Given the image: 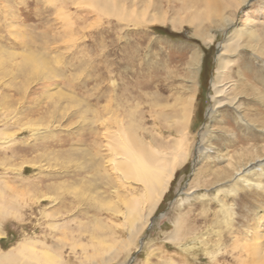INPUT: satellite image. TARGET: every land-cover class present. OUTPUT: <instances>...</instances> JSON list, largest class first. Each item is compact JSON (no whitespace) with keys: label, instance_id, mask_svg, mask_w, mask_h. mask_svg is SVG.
<instances>
[{"label":"rangeland","instance_id":"obj_1","mask_svg":"<svg viewBox=\"0 0 264 264\" xmlns=\"http://www.w3.org/2000/svg\"><path fill=\"white\" fill-rule=\"evenodd\" d=\"M66 1L0 0V197L15 204L10 215H0V253L26 242L35 257L33 249L24 252L40 264H264V133L230 126L247 141L224 140L221 124L208 116L219 46L235 29L224 33L206 19L204 31L215 37L206 44L188 24L175 30L170 23L121 20L114 1L111 11ZM261 4L249 0L235 27L251 10L259 30ZM195 50L202 55L190 129L195 147L127 256L104 262L110 246L127 235L113 215L121 205L103 172L106 120L130 116L139 104L154 130L151 103L165 106L190 95L185 88ZM212 129L209 157H202L198 145ZM248 153L255 156L245 158ZM90 167H100L98 189L88 188ZM222 171L229 175L219 178ZM180 216L184 241L177 245L166 238Z\"/></svg>","mask_w":264,"mask_h":264},{"label":"bare ground","instance_id":"obj_2","mask_svg":"<svg viewBox=\"0 0 264 264\" xmlns=\"http://www.w3.org/2000/svg\"><path fill=\"white\" fill-rule=\"evenodd\" d=\"M68 1L74 2V0ZM84 1L92 3L97 10L105 11L112 10L114 1V4L120 9L115 13L117 16H120L121 20L136 17L133 22L141 19L143 20L142 23L146 22L147 24L157 23L164 25L170 23L175 30L177 28L183 29L184 24H188L195 30V35L201 36L206 44H212L215 38L213 35L208 34L207 30H205L206 32L204 31L203 27L206 19L213 27L218 26L221 29L220 31L224 33H226L224 31L226 29H235L219 46L218 67L215 70L214 81L212 83L214 94L211 96V100L213 105L209 109L208 116L216 119L215 121L221 124L220 128L222 130L219 132L223 135L224 140L228 138L232 142L238 140L241 143L247 141L244 135L238 136L234 134L229 129L230 126L238 130H242L243 127L245 129L246 127H252L256 132L264 133V0H262L259 12V16L263 19L259 30L255 25V21L257 20L250 15L251 10L244 11V19L241 22L242 27H235L237 14L249 0ZM227 11L230 12L229 16L226 14ZM242 49L252 52V54L248 53L250 54V58L244 56L245 54L242 52ZM246 58L249 59L248 62ZM256 59L261 60L263 65L259 66L256 63ZM201 63L202 55L195 50L190 58L188 68L190 71V86L184 87L190 94L188 97H179L175 100L174 104L165 106L152 101L153 103L149 106L148 115H146L153 122L154 130L148 128V124L146 125L145 122L147 120L144 118L143 112H139L143 107L139 109V104L134 108L139 111L135 112L133 111L134 109H131L133 112L130 116L127 113V117L125 116L120 119L112 115L106 120V125L103 128L105 129L103 137L108 156H106V161H104L107 165L105 164L106 167H104L103 172L107 174L108 182L107 180L104 181L107 182L106 186L109 188L115 187V190H113L114 195L117 197L121 208H114L113 215L117 219L120 216L118 220L123 223L120 227H123V231L127 235L125 234V237L120 235L122 240L110 246V257L104 260V262L110 263L114 259L118 260L117 258H120L124 254L127 256L128 252L126 253V251L129 244L132 245L135 239L139 238L150 222H152L153 215L168 191L172 180L175 178L177 169L188 161L189 153L192 147H195L196 142L195 139L190 137V129L192 126L193 105L197 92V82H195V79L198 78ZM254 68H257V70H254ZM219 112L220 115H218ZM214 133L215 130L212 129L206 130L202 134V140L198 145V153L202 157H209L207 155L210 153V149L206 147V144L211 142L209 137ZM247 136L249 135L247 134ZM96 146L99 147L98 144ZM252 153H248L244 157H253L254 154ZM96 159L98 158L96 157ZM261 164L262 162H258L252 166L254 169H256L255 167L260 169L259 166ZM94 165L91 162V166ZM83 168L81 167L79 171L85 170ZM92 168L94 170L92 174L93 179L90 181H93V183L88 186L91 190L98 189L100 187L99 181H101L98 178L100 167ZM92 168L90 167V169ZM86 170H88L87 167ZM222 173H225V171H222ZM226 173L225 175L219 174L218 177L224 178L228 174ZM100 175H102V172ZM72 185H75V182ZM195 191L194 187L190 189V193H194ZM96 194L98 193L96 192ZM13 206H15L14 203L5 202L4 197H0V215L2 217L10 215L12 209H14L12 208ZM261 218H263V214L258 215V223H260ZM182 221L181 216L174 220V231L168 234L166 238L168 242L178 245L184 241V237L182 236L184 225ZM254 237L257 239L258 235L255 234ZM26 249L31 251L33 247L26 242H22L18 248L0 253V264H40L42 260L30 257L29 251V253L24 252ZM31 254H34L33 256L35 257L34 249ZM241 259L243 258L241 257ZM185 262L169 260V262L167 261L163 264H187Z\"/></svg>","mask_w":264,"mask_h":264}]
</instances>
